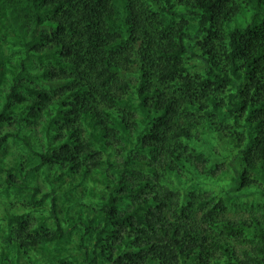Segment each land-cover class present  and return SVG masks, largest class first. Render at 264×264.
<instances>
[{
  "label": "trees",
  "instance_id": "obj_1",
  "mask_svg": "<svg viewBox=\"0 0 264 264\" xmlns=\"http://www.w3.org/2000/svg\"><path fill=\"white\" fill-rule=\"evenodd\" d=\"M0 39V154L14 141L37 160L4 167L5 182L46 204L40 226L33 211H8L0 252L12 264L52 244L66 254L51 264H264V213L213 208L188 227L166 218L171 192L160 191L166 175L198 173L188 154H200L180 141L195 143L196 124L180 119L202 113L246 129L239 163L259 184L247 191L234 165L232 191L264 197V0H0ZM13 170L42 171L47 191ZM95 174L108 188L98 217L63 211L62 179L75 192Z\"/></svg>",
  "mask_w": 264,
  "mask_h": 264
},
{
  "label": "rangeland",
  "instance_id": "obj_2",
  "mask_svg": "<svg viewBox=\"0 0 264 264\" xmlns=\"http://www.w3.org/2000/svg\"><path fill=\"white\" fill-rule=\"evenodd\" d=\"M0 39V42H3ZM4 56L9 55L8 47L0 44V53ZM140 58V57H139ZM188 65L196 66V61H187ZM137 70L136 64L131 65L129 70L125 72V80L131 84L135 80L133 77L134 72ZM203 72V68L197 66V69H192L189 75L192 77H198ZM132 89V87H131ZM127 96L130 95L127 93ZM127 98V97H125ZM126 108V107H125ZM184 121V125L189 127L190 122H194L196 125L192 129V133L195 139V143H188L182 139L181 150L191 151L196 150L200 154V159H196L198 154H188L191 162L197 168L196 171L189 172L181 169L177 176L166 175L164 179L166 183L161 186V194H165L168 191L171 192L169 197L168 210L166 218L175 223V221L185 222L188 227L197 224H204L211 222V219L205 217L210 209H216L219 216L225 217H244L249 218L251 216H259L264 213V197L260 194L248 195L245 194L246 190L237 193L232 191L235 185V171L234 165L247 173L248 186L247 191H252L259 183L255 180V173L247 170L248 167L239 163L242 156L241 151L244 149L247 143V132L242 126H235L232 121L227 123H220L217 118H210L204 116L202 113H196L194 118H186L185 113L180 119ZM43 136V130L41 129L38 134L31 136L33 142L37 141L38 137ZM86 138V135L82 136ZM173 138V134L170 136ZM20 143L14 141L10 142L6 148L0 154V239L8 231V211L13 214H24L29 211L32 212V217L29 222L36 223L40 226L42 220L46 216V209L43 203L42 205H35L30 203L29 197L31 191L26 190V187L19 189L7 187L5 182L7 178V172L4 167L11 165L20 166V162L23 163L22 168H28L32 164H36V155L28 150H24L19 146ZM28 166V167H27ZM109 173V172H108ZM196 174V175H192ZM198 174V175H197ZM43 172H37L34 178L19 176L18 172L11 171L10 176L15 177V182H32L35 181L39 191L44 193L49 187L44 180ZM11 178V177H10ZM13 180V178H11ZM71 178L65 177L62 179V193L59 196L61 208L63 211L69 209L71 213L77 212L80 207L84 208V215L89 211L91 215L100 213V209L104 206L103 201L108 193L106 183L99 179L98 175H93L84 184H82L75 192L69 191V180ZM81 181L78 177L77 181ZM247 193V192H246ZM40 197V195H38ZM180 198V201H179ZM185 202H188L186 205ZM189 208L185 210V215L189 219H186L180 213L177 212L179 208ZM34 209V210H33ZM88 213V214H89ZM184 218V219H183ZM100 217L98 218V221ZM185 225V224H184ZM209 226V225H207ZM49 230L48 224L45 226ZM211 234L210 232H208ZM238 244V243H237ZM238 244V245H245ZM27 256L28 259H23L21 264L33 263V264H51L54 259H60L66 254V247L62 248L55 244L47 247L39 248L38 250H29ZM6 255V254H5ZM0 252V264H12L10 259ZM16 253L13 254L15 256ZM12 256V255H11ZM54 258V259H53ZM14 261V259H13ZM188 263V262H187ZM100 264V263H98ZM189 264V263H188Z\"/></svg>",
  "mask_w": 264,
  "mask_h": 264
}]
</instances>
